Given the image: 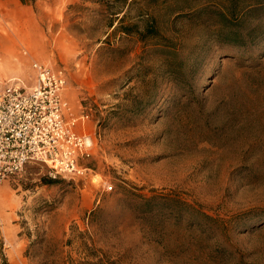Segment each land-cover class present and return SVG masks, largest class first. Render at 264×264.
<instances>
[{"label": "rangeland", "instance_id": "obj_1", "mask_svg": "<svg viewBox=\"0 0 264 264\" xmlns=\"http://www.w3.org/2000/svg\"><path fill=\"white\" fill-rule=\"evenodd\" d=\"M21 1L0 5V78L64 68L65 119L93 145L80 177L28 162L0 180L8 264H264V8L228 27L150 8L178 78L158 41L114 28L125 12L143 27L141 0Z\"/></svg>", "mask_w": 264, "mask_h": 264}, {"label": "built area", "instance_id": "obj_2", "mask_svg": "<svg viewBox=\"0 0 264 264\" xmlns=\"http://www.w3.org/2000/svg\"><path fill=\"white\" fill-rule=\"evenodd\" d=\"M32 67L33 86L0 84V180L18 174L28 162L46 164L53 177H80L88 169L84 159L93 142L79 131V118L65 119V70L38 61Z\"/></svg>", "mask_w": 264, "mask_h": 264}, {"label": "trees", "instance_id": "obj_3", "mask_svg": "<svg viewBox=\"0 0 264 264\" xmlns=\"http://www.w3.org/2000/svg\"><path fill=\"white\" fill-rule=\"evenodd\" d=\"M141 6L139 7L140 16L143 20V27L139 24V21L124 23V20L127 16V13L118 19L119 23L114 26L115 30H120L126 34L135 33L140 41L146 42L148 39H152L158 42H155L156 45H159V50L175 56L169 60L173 62L176 68V76L178 78H183L187 75V65L186 59L180 57L179 50H175L171 44L167 43L165 36H163L161 31V26L159 22V15L155 11L150 10L155 6L161 7H171L174 6V14L178 17H191L200 15L203 13H210L217 17V22L222 26L228 27L233 21H242L245 20L247 15L252 12L259 11L264 8V0H194L192 3H188L187 0H173V3L170 4L169 0H141ZM146 10V11H145ZM240 25V23H239ZM109 26H113V21L109 23ZM46 183H54L55 180L50 178H44ZM72 264H119L116 260L111 259L105 254L95 255V256H86L77 260H71ZM0 264H8L5 255L0 251Z\"/></svg>", "mask_w": 264, "mask_h": 264}, {"label": "crops", "instance_id": "obj_4", "mask_svg": "<svg viewBox=\"0 0 264 264\" xmlns=\"http://www.w3.org/2000/svg\"><path fill=\"white\" fill-rule=\"evenodd\" d=\"M21 2H22L21 0H0V5L1 4H5V5H11L12 4V5L15 6L14 8H16L19 3L21 4ZM5 11H6L5 12L6 14H10L11 11H12V9L11 10L10 9H7ZM12 31H13L12 29L11 30L10 29H7V32L6 33H8L10 35V34H12ZM6 33L4 34L3 31H0V47L1 46H4L7 43V41L4 39V37L7 35ZM9 41L12 42L13 40L11 39ZM32 70H34L33 67H32ZM34 72H35V70H34ZM21 80L22 79L19 77V75L18 76H15L13 74L6 73V74L3 75V78H0V84H6V83H11V82H18V83H20ZM34 82H35V78H34ZM81 131L84 132V130H81Z\"/></svg>", "mask_w": 264, "mask_h": 264}]
</instances>
